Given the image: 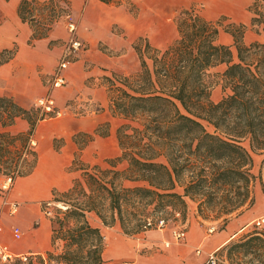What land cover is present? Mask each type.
Segmentation results:
<instances>
[{
    "label": "trees",
    "instance_id": "1",
    "mask_svg": "<svg viewBox=\"0 0 264 264\" xmlns=\"http://www.w3.org/2000/svg\"><path fill=\"white\" fill-rule=\"evenodd\" d=\"M35 3L22 0L19 14L35 26L34 35L44 36L63 9L50 1L46 5L52 7L49 16L40 21L30 8ZM253 14L252 26L264 31V10L255 9ZM220 25L218 20L183 10L177 21L179 36L165 50L153 47L147 40L148 51H154L148 56L153 59L152 70L135 42L141 72L125 87H116L119 93L115 96L111 88L118 82L110 79V100L114 113L129 120L142 118V124L127 125L133 130L130 135L122 136L119 128L122 153L112 164L114 169L100 168L112 177L86 172L85 184L77 183L64 195L60 201L67 207L59 208L51 218L52 249L46 252L47 257H14L3 264H111L104 257L102 229L89 220L93 212L104 225L119 221L127 233L133 234L158 223L150 219L153 213L147 210L149 206L155 212L167 208L183 212L186 196L212 194L217 199L216 191L222 190L226 194L219 202L227 212L254 206L256 199L250 196V186L256 178L251 173L254 160L243 142L248 140L253 152L264 154V43L242 44L247 26L228 25L226 31L233 35L238 50L239 61L234 62L230 46L218 41ZM12 56V51L0 53V64ZM251 56L255 57L248 60ZM223 63L227 64L222 73L224 88L231 92L214 102L210 70ZM18 117L29 121L28 132L0 131V174L13 179L33 169L36 153L31 146V134L46 115L36 108L19 105L11 96L0 95V124L8 127ZM201 120L213 124L215 132H209ZM122 162L128 163L126 169H115ZM260 173L262 177L264 158ZM123 179L146 185L124 186ZM179 185L183 186V193L175 190ZM230 191L236 197L231 198L227 194ZM227 247L237 248L245 256L255 255L253 264H264V229L250 232Z\"/></svg>",
    "mask_w": 264,
    "mask_h": 264
},
{
    "label": "crops",
    "instance_id": "2",
    "mask_svg": "<svg viewBox=\"0 0 264 264\" xmlns=\"http://www.w3.org/2000/svg\"><path fill=\"white\" fill-rule=\"evenodd\" d=\"M21 1L0 0V53L13 52L0 64V95L13 97L23 107L35 108L36 99L51 92L62 112L46 115L36 123L31 134L36 153L33 169L17 176L9 190L0 191V242L17 257L44 256L52 249L53 233L46 204L61 202L77 183L85 184L86 172L108 165L109 159L121 153L117 131L122 119L111 106L110 79H114V73L130 74L132 70L125 69L122 60L138 56L135 42L145 39L155 48L168 47L179 36L174 18L183 10L194 9L195 14L208 20L227 16L247 24L254 15L250 9L255 0H133L136 14L114 0H53L63 11L44 36L34 35L35 26L20 16ZM29 1L36 2L30 8L37 19L46 21L52 8L46 5L52 0ZM69 19L75 21L84 48L65 71L68 83L49 91L70 37ZM171 22L169 31L166 25ZM248 33L251 39L264 41L263 30ZM226 37L233 40L228 33ZM5 130L13 134L28 132L30 123L18 117L8 127L0 124V131ZM3 178L0 174V183ZM11 203L18 204L14 213ZM263 216L264 198L257 195L253 207L230 218L203 245L215 251ZM16 227L21 231L20 238L13 235ZM198 232L192 227L186 242L179 244L173 235L167 237L160 229L144 245L163 246L170 240L168 248L145 255L130 254L137 264H197L201 254L195 256L193 249L200 243ZM106 253L104 257L110 263L122 255L109 248Z\"/></svg>",
    "mask_w": 264,
    "mask_h": 264
},
{
    "label": "rangeland",
    "instance_id": "3",
    "mask_svg": "<svg viewBox=\"0 0 264 264\" xmlns=\"http://www.w3.org/2000/svg\"><path fill=\"white\" fill-rule=\"evenodd\" d=\"M115 3H124L127 5V7L134 13H137L136 10V5H134V1L133 0H114ZM257 6V8H256ZM256 6H252V8L250 9V11L252 13H254L255 9H261L264 10V0H259ZM198 8V7H197ZM193 13H195V10L192 9ZM181 14V13H180ZM180 14L176 15V18H174L175 23L177 24L178 18L180 17ZM214 20H218L220 21V35H219V39L218 41L222 44L225 45H229L231 50H232V55H233V61L234 62H238L239 58H238V50L237 47L235 45V40L234 37L231 33L227 32L226 29L228 27V25H239L241 24L239 21H235V20H231L229 17L225 16V17H219L217 19ZM252 20V19H251ZM70 21V19H69ZM173 21V22H174ZM75 22V21H74ZM247 26L246 31L244 32L243 35V42L242 44L245 45H251L254 42H259V43H264V41H258V40H253L250 38V35L248 32L250 31H254V32H258L260 30H257L258 27L257 25L252 26V22L249 21L247 24H244ZM261 26H259L260 29ZM167 30L171 31L172 30V22L170 24L166 25ZM165 30V29H164ZM227 33L232 35L233 40L228 39ZM78 34V33H77ZM174 41V40H173ZM136 42H138L139 47L141 48V50L143 51V53H145V58L147 61V66L149 69H153V59L148 57L152 54H154V51L152 49H150L148 51V48L146 46V43L148 42L145 39H140L137 40ZM170 45V44H169ZM168 45V46H169ZM167 47H165L163 50H165ZM248 56V55H247ZM255 56H251L248 57L250 60L251 58H253ZM122 65L124 66V68L126 69H131L132 71H130V74H127L126 72L123 73H114V78L115 80L118 82L117 86H113L111 88V90H115L112 91L111 94L113 96L117 95L119 92L117 91L116 87H125L127 82H133L134 80H136L138 74L141 72L142 66H141V61L139 58V55L136 57H131L130 56H125L123 57L122 60ZM122 66V67H123ZM123 68V69H124ZM227 68V64L223 63L220 64L214 68H212L210 70V83L212 85V89H211V99L214 102H219L221 101L227 94H229L231 92V90L229 88H224V84H225V79L222 76V73L225 71V69ZM111 96V95H110ZM111 99V98H110ZM180 108L182 111H184V109L182 108V106L180 105ZM117 113V112H116ZM118 116H120V118L122 119L121 122V135L124 136V134H133V130L132 128H129L127 125H130L131 127L135 126L138 127L140 126V124H142V118L137 119V120H129L124 118L123 116L119 115L117 113ZM201 122L204 124V126L206 127V129L213 133L215 132V127L213 124L209 123L206 120H201ZM119 127V128H120ZM119 130V129H118ZM117 133H120L119 131H117ZM127 140H129V142H131V139H126L125 141L127 142ZM134 140V139H132ZM118 144L120 146V141H119V135H118ZM243 145L245 147H247L252 156H253V167L251 169V173L253 175L256 176L255 180L252 182L251 186H250V190H251V195L253 198L256 199L257 195L263 196L264 198V175L261 177L260 176V171H261V166H262V160L264 158V154L263 153H257V152H253L251 150L249 141L246 140L245 142H243ZM120 150L122 153V148L120 146ZM120 153V155H121ZM118 155V156H120ZM111 158L109 159V163L108 165L104 163L103 166H100L98 169H94V167L91 169V172L94 173L95 175H98L100 177L103 178H111L112 174L110 173H106L103 174L100 171L101 169H114V167L112 166V164L117 163V157ZM127 162H122L120 164H117V166L115 167V169H119V170H124L127 167ZM197 171V169H196ZM188 176H190V173L187 172L186 173ZM188 176L186 178H188ZM7 176L4 175V178L2 179V182L0 183V191H5L3 189V184L6 182ZM123 184L124 186H137V185H146L145 182L142 181H131V180H126L123 179ZM175 190L179 193H183L184 189L183 186H177L175 188ZM213 192V189L212 191ZM217 193L215 194L217 199H214L212 196V194L208 195L209 197H212L213 199H208V196L205 195H195L194 198H191L189 196L185 197V201H186V207L185 210L182 212V209H178L176 211H171L170 208L164 209L162 211L159 212H155L153 211V206H149L147 208V210H149L150 212H152L153 214L150 216V219L153 220V222H157V220H159V218H163L166 220V226L165 227H160L158 223L154 224L152 227L141 231L139 233H127L121 226L119 221H116L112 226H106L103 224V222L101 221V219L99 217H97L94 212L89 214V220L95 224L101 227L102 232L104 234V241H105V252L104 255H106V251L108 252V248L110 250H112V252H119L120 254H122L120 257H117L115 260H113V262L111 264H120L122 262H131L134 264L136 263V258L131 255L130 253L134 254L136 252L137 255H145L147 253H153V252H161L164 250V248H168L166 246V243L170 240H167L166 242H164L163 246L159 245V244H154L152 247H146V245H144V243H146L148 238H153L154 236L153 234H157L156 232L159 231L160 229H163L165 232V235L167 237H170V235H173V230L177 229V228H185L187 231V236L185 239L183 240H179L175 242L179 243V244H184L187 240L188 237V231L190 229H192V227H196L198 229V236L197 238H199V236L201 235V239L199 244L196 245V247L193 249V254L196 256V251L195 249L197 247L201 248L202 253L200 255L199 261L197 262V264H201L202 262H204L207 258V254L210 253L213 250H208L206 246L203 245L204 241L211 237L212 235H214L219 229H222L224 227V223L226 221V219H230L233 218L234 216L240 214L242 211H244L247 207H238L236 209L230 210L227 212L226 207H224L219 201H220V197L223 194H226L225 191L219 190L216 191ZM227 194H229V196L232 197H236L235 196V192L234 191H230L227 192ZM76 195H73L72 197L75 198ZM68 199V198H67ZM209 200V201H208ZM75 201H71V203H74ZM256 203V202H255ZM48 209H47V215H49L51 218L55 217V215L57 214V210L59 208H66L67 205L64 202H50V204H46ZM255 220L253 222L250 223V225L241 233H239L237 236H235L234 238H232L230 241H228L227 243H225L222 247H220L219 249H217L219 256L221 259L226 260L227 262L231 263V264H253L251 263V260H254L255 255H242V253L234 247H227V246H231L234 243H237L241 238H243L246 234L256 231V230H263L264 226L262 227H256L255 226ZM215 227V230L213 232H210L209 229L211 227ZM161 232V231H160ZM170 239V238H169ZM172 244V241H170ZM61 244V243H60ZM44 257H47V254L44 255ZM105 258H107L105 256ZM5 263L4 261L0 260V264Z\"/></svg>",
    "mask_w": 264,
    "mask_h": 264
},
{
    "label": "built area",
    "instance_id": "4",
    "mask_svg": "<svg viewBox=\"0 0 264 264\" xmlns=\"http://www.w3.org/2000/svg\"><path fill=\"white\" fill-rule=\"evenodd\" d=\"M67 27L70 32V37L68 39V42L65 45L63 55L61 56L60 61L52 75V78L50 81L51 89L49 91L53 90L54 88L65 86L68 83V79L65 75V71L68 68L69 64L75 58L79 56L81 50L84 48V43L79 37V35L77 34V25L75 24V22L70 20ZM34 107L40 110L41 114H45V115H58L62 112L61 110L57 108L55 99L51 92L47 93L46 95L38 97L34 103ZM13 181L14 179L12 177L10 176L7 177L6 182L2 186L3 189L9 190L13 184ZM17 206H18L17 203L10 204V207H11L10 209L12 213L16 212ZM254 223L256 227L264 226V216L256 219ZM158 224L160 227H165L166 220L163 218L159 219ZM1 229L2 227L0 225V231ZM214 230H215L214 226L209 229L210 232H213ZM186 234H187V231L185 228H177L173 230V237H174V240L176 241L185 239ZM13 235L15 238H20L21 236L20 229L17 227L14 228ZM169 245L170 243L167 242L166 246H169ZM196 253L200 255L202 253L201 248H197ZM14 257H17V256L13 255L9 247L6 244L0 242V260L5 262L7 260L13 259ZM20 258H22L23 260H27V255L20 256ZM120 264H134V263L122 262ZM201 264H231V263L227 262L226 260L221 259L218 251L215 250V251L208 253L206 260L202 262Z\"/></svg>",
    "mask_w": 264,
    "mask_h": 264
}]
</instances>
